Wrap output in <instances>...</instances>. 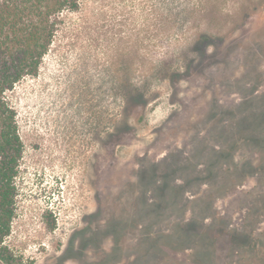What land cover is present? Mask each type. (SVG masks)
<instances>
[{
    "label": "rangeland",
    "instance_id": "rangeland-1",
    "mask_svg": "<svg viewBox=\"0 0 264 264\" xmlns=\"http://www.w3.org/2000/svg\"><path fill=\"white\" fill-rule=\"evenodd\" d=\"M8 95L14 264H264V0H80Z\"/></svg>",
    "mask_w": 264,
    "mask_h": 264
},
{
    "label": "trees",
    "instance_id": "trees-1",
    "mask_svg": "<svg viewBox=\"0 0 264 264\" xmlns=\"http://www.w3.org/2000/svg\"><path fill=\"white\" fill-rule=\"evenodd\" d=\"M80 0H0V263L14 264L15 258L5 245L16 215V180L23 155L16 111L9 93L26 76L36 75L43 56L65 11H76ZM130 101L141 102L139 93ZM188 239H191L187 235ZM166 246H159L160 254L170 253L175 245L169 236ZM171 243L173 246H171ZM165 244V243H164ZM180 244V243H179ZM191 241L176 245L186 251ZM144 255H148L147 252ZM144 257V256H143ZM134 264V263H133ZM136 264H155L143 260ZM156 264H162L157 262ZM192 264H206L196 261Z\"/></svg>",
    "mask_w": 264,
    "mask_h": 264
}]
</instances>
